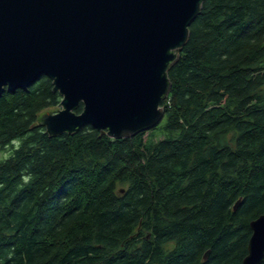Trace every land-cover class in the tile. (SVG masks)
<instances>
[{
  "label": "trees",
  "instance_id": "1",
  "mask_svg": "<svg viewBox=\"0 0 264 264\" xmlns=\"http://www.w3.org/2000/svg\"><path fill=\"white\" fill-rule=\"evenodd\" d=\"M169 75L179 134L154 143L52 137V80L5 90L0 264H244L264 213V0H205Z\"/></svg>",
  "mask_w": 264,
  "mask_h": 264
},
{
  "label": "water",
  "instance_id": "2",
  "mask_svg": "<svg viewBox=\"0 0 264 264\" xmlns=\"http://www.w3.org/2000/svg\"><path fill=\"white\" fill-rule=\"evenodd\" d=\"M204 2L0 0V96L49 77L61 103L37 121L52 137L85 126L114 139L155 128L166 114L169 70ZM251 228L244 264H260L264 215Z\"/></svg>",
  "mask_w": 264,
  "mask_h": 264
},
{
  "label": "rangeland",
  "instance_id": "3",
  "mask_svg": "<svg viewBox=\"0 0 264 264\" xmlns=\"http://www.w3.org/2000/svg\"><path fill=\"white\" fill-rule=\"evenodd\" d=\"M160 125H158L155 128H152L147 131L145 134V141L147 142H158L161 139L167 138V137H174L178 136V132H171L165 128L166 122H167V117L165 116L163 120L161 121ZM9 154L8 149H0V161L7 158Z\"/></svg>",
  "mask_w": 264,
  "mask_h": 264
},
{
  "label": "flooded vegetation",
  "instance_id": "4",
  "mask_svg": "<svg viewBox=\"0 0 264 264\" xmlns=\"http://www.w3.org/2000/svg\"><path fill=\"white\" fill-rule=\"evenodd\" d=\"M261 215H264V213H262ZM261 215H260V216H261ZM263 261H264V260H263ZM260 264H261V263H260Z\"/></svg>",
  "mask_w": 264,
  "mask_h": 264
},
{
  "label": "bare ground",
  "instance_id": "5",
  "mask_svg": "<svg viewBox=\"0 0 264 264\" xmlns=\"http://www.w3.org/2000/svg\"><path fill=\"white\" fill-rule=\"evenodd\" d=\"M162 123V122H161ZM160 125V124H159Z\"/></svg>",
  "mask_w": 264,
  "mask_h": 264
}]
</instances>
